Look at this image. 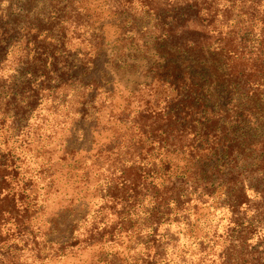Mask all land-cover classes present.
I'll use <instances>...</instances> for the list:
<instances>
[{
    "label": "trees",
    "instance_id": "trees-1",
    "mask_svg": "<svg viewBox=\"0 0 264 264\" xmlns=\"http://www.w3.org/2000/svg\"><path fill=\"white\" fill-rule=\"evenodd\" d=\"M27 1L10 0L0 10V264H17L22 253L31 254L30 264H47L83 245L123 238L129 251L141 248L128 264H161L164 244L154 235L203 198H221L231 215L223 264H264V0H107L115 18L152 32L156 79L173 93L163 108L121 114L120 123L134 126L155 149L198 158L200 173L167 178L141 151L101 184L99 207L81 219L84 239L73 229L64 242L52 239L55 228L35 223L58 193V171L50 159L39 165L29 147L48 124V107L53 114L62 106L60 93L78 67L67 42L78 9L71 10L74 0ZM89 22L73 24L91 29ZM102 28L88 41L85 58L93 66L105 51ZM11 61L14 71L3 75ZM7 133L22 139L20 154L4 150ZM257 231L262 241L251 244Z\"/></svg>",
    "mask_w": 264,
    "mask_h": 264
},
{
    "label": "rangeland",
    "instance_id": "rangeland-1",
    "mask_svg": "<svg viewBox=\"0 0 264 264\" xmlns=\"http://www.w3.org/2000/svg\"><path fill=\"white\" fill-rule=\"evenodd\" d=\"M16 1L23 5L28 3L27 0ZM126 1L131 0H117L118 3ZM132 1L139 3L140 0ZM147 1L172 5L186 0ZM9 2L0 0V10L5 11ZM74 2L71 10L78 11L71 14L67 42L78 67L72 70L74 77L69 78L71 81L60 93L62 106L52 110L53 114L48 107L44 117L48 124L41 126L29 147L31 153L40 155L39 165L50 159L53 170L58 171V193L45 203L44 212L35 223L42 230L55 228L52 239L61 242L70 239L73 229L77 230L73 237L78 235L84 239L87 224L82 221L88 220L86 216L99 207L101 184L115 166L135 160L141 151L148 156L147 162L155 163L167 178L187 173L193 179V174L200 173L201 167L198 158L155 149L134 126L119 121L121 114L134 115L147 108H163L173 94L159 78L156 79L155 66L159 56L152 32L137 22H123L125 17L115 18L114 9L107 0ZM87 21H90L91 29L84 26L75 29L73 23L85 25ZM102 25L100 31L105 51L93 61L94 68L89 64L93 58L87 59L85 54L91 53L88 41L91 42L92 30H98ZM131 33H137L136 37L131 38ZM13 62L5 65L3 75L8 70L10 74L14 71ZM90 79L98 81L99 85L93 88L87 85ZM47 131L49 134L45 133ZM7 135L9 143L3 146L4 150L15 156L20 154L22 139L16 133ZM183 212L177 221L162 226L154 235L160 246L164 244L161 264H223L231 215L221 198L213 203L206 198L193 200ZM255 233L251 244L262 241V232ZM128 246V238H123L122 244L83 245L68 256L47 264H128L132 260L131 253L141 250L133 244L129 251ZM21 255L17 264H30L28 257L31 254Z\"/></svg>",
    "mask_w": 264,
    "mask_h": 264
}]
</instances>
